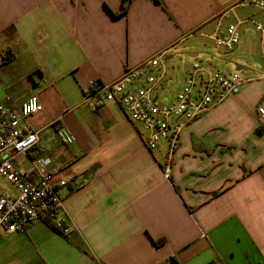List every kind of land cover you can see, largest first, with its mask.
I'll return each instance as SVG.
<instances>
[{
	"label": "crops",
	"instance_id": "1",
	"mask_svg": "<svg viewBox=\"0 0 264 264\" xmlns=\"http://www.w3.org/2000/svg\"><path fill=\"white\" fill-rule=\"evenodd\" d=\"M240 2L129 0L121 13L122 0H0V100L34 97L41 111L21 125L51 156L54 182L87 180L57 187L68 234L35 222L3 236L0 264H264V9ZM228 8L222 25L240 21L239 41L219 71L241 68L246 82L183 129L165 177L164 149L148 150L117 103L92 108L87 89L159 53L172 62L186 43L189 63L170 74L184 82Z\"/></svg>",
	"mask_w": 264,
	"mask_h": 264
},
{
	"label": "built area",
	"instance_id": "2",
	"mask_svg": "<svg viewBox=\"0 0 264 264\" xmlns=\"http://www.w3.org/2000/svg\"><path fill=\"white\" fill-rule=\"evenodd\" d=\"M240 4L264 9L262 0H241ZM231 10L225 9L217 16L215 28L208 35L214 46L224 51H230L239 41L240 21L222 25ZM256 29L263 31L259 25ZM164 56L159 53L134 67H126L121 76L109 84L95 88L91 83L85 97H95L90 103L94 109L107 102L120 105L131 122L141 125L148 150H155L164 142L163 172L167 177L183 129L236 96L246 81L239 70L223 74L194 61L180 90L170 101L160 102L156 90L165 78ZM40 111L41 106L34 97L19 104L8 95L0 100V179L13 189V192L0 190V238L22 234L35 222L47 223L59 233L68 234L71 225L57 187L75 190L87 182L86 179L54 182L51 156L39 148L37 133L21 125L26 117ZM258 114L262 117L264 109H258ZM55 124L59 140L65 145L72 144L74 136L69 129L58 121ZM18 157L28 161L27 169L22 168Z\"/></svg>",
	"mask_w": 264,
	"mask_h": 264
},
{
	"label": "rangeland",
	"instance_id": "3",
	"mask_svg": "<svg viewBox=\"0 0 264 264\" xmlns=\"http://www.w3.org/2000/svg\"><path fill=\"white\" fill-rule=\"evenodd\" d=\"M186 46V43H184L177 47L176 52L180 54L178 57L174 58L172 62H164L165 67H167V72L165 73V78L162 82V85L156 90V95L160 102L170 101L183 85V77L180 75L177 77H171L170 74L177 68H186L187 63H189V57L184 54L186 53V49H184ZM194 50L200 52L199 57L195 60L196 62H200L204 66L220 71L232 70L227 69L225 62L221 61V59H224V57L221 56L223 51L216 48L210 39L202 40V43L197 49ZM239 73L242 75V72ZM164 144V142L160 143L161 149H165ZM0 190L5 192H13L11 185L3 179H0Z\"/></svg>",
	"mask_w": 264,
	"mask_h": 264
},
{
	"label": "trees",
	"instance_id": "4",
	"mask_svg": "<svg viewBox=\"0 0 264 264\" xmlns=\"http://www.w3.org/2000/svg\"><path fill=\"white\" fill-rule=\"evenodd\" d=\"M129 4V0H122V8H121V13L125 12ZM256 133L259 134V130H256ZM53 228V227H52Z\"/></svg>",
	"mask_w": 264,
	"mask_h": 264
},
{
	"label": "water",
	"instance_id": "5",
	"mask_svg": "<svg viewBox=\"0 0 264 264\" xmlns=\"http://www.w3.org/2000/svg\"><path fill=\"white\" fill-rule=\"evenodd\" d=\"M236 70H239V71H240V70H242V69H241V68H240V69L238 68V69H236Z\"/></svg>",
	"mask_w": 264,
	"mask_h": 264
}]
</instances>
